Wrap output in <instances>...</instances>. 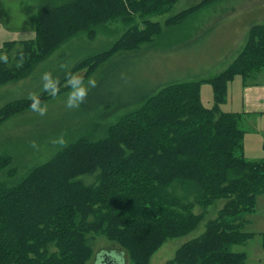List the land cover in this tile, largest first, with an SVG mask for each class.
Masks as SVG:
<instances>
[{
  "label": "trees",
  "instance_id": "16d2710c",
  "mask_svg": "<svg viewBox=\"0 0 264 264\" xmlns=\"http://www.w3.org/2000/svg\"><path fill=\"white\" fill-rule=\"evenodd\" d=\"M161 1L167 7L175 0L43 2L36 12L34 38L4 42L7 59H0V80L23 76L78 32L91 39L98 26L120 17L129 27L122 36L79 56L51 87L77 72L72 79H84L116 53L161 35L158 24L140 27L130 13L164 12ZM199 6L167 23L180 24ZM13 59L19 66L7 68L5 63ZM262 70L264 23H255L232 62L206 79L213 92L211 107L201 101L200 80L172 81L139 97L134 108L103 127V135L96 138L90 129L81 130L49 161L14 182L12 156L0 154V172L8 178L0 181V264H87L93 254L87 237L91 232L116 242L132 264H150L166 239L195 229L218 199L224 202L204 231L163 264H245L246 253L233 246L254 235L243 227L256 196L264 194V159L244 155L242 113L222 111L220 104L236 74L255 81ZM9 105L0 110V122L14 112ZM83 176L94 180L85 183ZM260 236L264 247V232Z\"/></svg>",
  "mask_w": 264,
  "mask_h": 264
},
{
  "label": "rangeland",
  "instance_id": "374dc122",
  "mask_svg": "<svg viewBox=\"0 0 264 264\" xmlns=\"http://www.w3.org/2000/svg\"><path fill=\"white\" fill-rule=\"evenodd\" d=\"M47 1L62 3L66 0H0V57L7 55L3 48L5 40L20 42L34 38L37 9ZM164 3L161 1V6L167 9L160 13L140 15L129 11L140 27L144 24L149 29L152 22L158 24L161 35H151L135 50L116 53L106 65H96L82 79L83 86L89 89L82 101L75 95V83L71 81L79 72L55 87L51 84L64 71L70 70L79 56L90 50H101L119 39L129 28L120 17L98 26L96 35L91 39L85 32H78L23 76L0 80V110L9 104L14 110L0 122V154H10L13 159L11 164L15 167L11 175L16 176L11 178L10 183L32 167L49 161L73 137L82 134L81 130L90 129V134L96 138L103 135L105 125L115 122L121 114L134 108L138 98L151 92L156 85L200 80L202 103L206 107L212 106L213 92L206 79L223 70L215 69L214 61L226 45L216 47L215 43L220 35L229 31L228 27L213 24L211 20L218 18V11L234 10L246 13L249 25L264 23V0H175L168 1L167 7ZM194 5L201 6L183 18V22L167 23L168 19H178L177 15ZM126 11H123L124 15ZM16 47L20 46L17 44ZM13 54L14 50L9 52V55ZM5 64L9 69H16L19 61L13 59ZM259 78L264 79V70L259 73ZM89 81L94 84H89ZM233 81H230V88L227 87L226 98L229 91L237 106L241 81H252L243 80L239 74ZM20 100L27 101L16 104ZM256 113L255 126L246 135L252 152L256 154L252 159L257 160L264 158V112ZM244 152L248 154V151ZM5 174L0 172V181L7 182ZM83 180L91 183L94 178L83 176ZM256 201L249 222L244 226V230L254 232V235L245 243L233 246L234 250L246 253L245 264H264V247L259 236V232L264 230V194H259ZM223 202V199L215 200L207 208L205 218L189 233L166 239L152 253L150 264L165 263L173 258L183 243L199 236L205 229L206 221L216 215ZM199 210L197 207L194 209L195 212ZM87 237L93 251L87 264H99L95 255L99 257L101 250H105L103 252L114 258L117 264H132L128 252L116 242L107 240L101 233L91 232ZM121 250L125 251L123 256Z\"/></svg>",
  "mask_w": 264,
  "mask_h": 264
},
{
  "label": "crops",
  "instance_id": "0c3cea01",
  "mask_svg": "<svg viewBox=\"0 0 264 264\" xmlns=\"http://www.w3.org/2000/svg\"><path fill=\"white\" fill-rule=\"evenodd\" d=\"M216 17L218 18L211 20V23L222 24V27L223 28L228 27V31H229L223 35H220L216 39V43H215L216 47H221L223 45H226V49L223 52H221L219 57L216 58L214 61L215 69L224 70V68H226L232 62V60L236 57V55L242 49L245 43L247 31L251 24L250 25L247 24L248 16L246 13L241 14L234 10L218 11V14L216 15ZM234 78L232 79V83L234 82L233 81ZM256 79L258 80L252 81L250 83H244L241 81L240 87H239V91L241 94L240 102L237 104V106H235L234 96L230 94L229 91H228L226 100L220 104V109L222 111L242 113L241 127L245 131L244 139H243V146H244L243 149L245 151H248L247 152L248 154L246 155L244 152V155L250 160H256V159H252L255 157L256 154L252 152L251 146L249 145L247 141L248 137L246 134L248 131L253 129V126H255V119L257 115L256 112H264V79L261 80L259 78V75L257 76ZM232 83H230L229 81L227 87L230 88V85ZM200 91H201V86H200ZM200 96H201V92H200ZM263 146H264V140H263ZM256 203L257 201H255V204ZM250 215L251 214L247 216L248 220L244 224V226L249 222ZM244 229L245 228L243 227V230ZM244 231H247V230H244ZM247 232H251V231H247ZM262 232H264V230L260 231L259 234L261 235ZM252 233L254 234V232ZM260 242H261V236H260Z\"/></svg>",
  "mask_w": 264,
  "mask_h": 264
},
{
  "label": "clouds",
  "instance_id": "9594fccd",
  "mask_svg": "<svg viewBox=\"0 0 264 264\" xmlns=\"http://www.w3.org/2000/svg\"><path fill=\"white\" fill-rule=\"evenodd\" d=\"M2 59H7V57H0ZM71 81H74L75 83V95L82 101L84 99V97L87 95V92H88V88L83 86V81L81 78L77 77V78H74L72 79ZM89 84H94L93 81H89ZM33 107H35V105H33ZM41 111H43L41 109Z\"/></svg>",
  "mask_w": 264,
  "mask_h": 264
},
{
  "label": "water",
  "instance_id": "95a60500",
  "mask_svg": "<svg viewBox=\"0 0 264 264\" xmlns=\"http://www.w3.org/2000/svg\"><path fill=\"white\" fill-rule=\"evenodd\" d=\"M103 251L105 250H101V252L99 253V257L95 255V259L99 258L98 260L99 264H117V261L114 258H112L107 252H103ZM120 252L123 256L124 252L122 250Z\"/></svg>",
  "mask_w": 264,
  "mask_h": 264
},
{
  "label": "bare ground",
  "instance_id": "6f19581e",
  "mask_svg": "<svg viewBox=\"0 0 264 264\" xmlns=\"http://www.w3.org/2000/svg\"><path fill=\"white\" fill-rule=\"evenodd\" d=\"M114 250V249H113Z\"/></svg>",
  "mask_w": 264,
  "mask_h": 264
}]
</instances>
